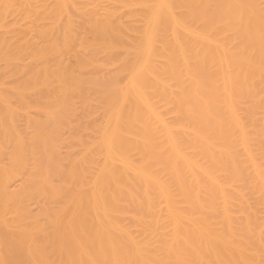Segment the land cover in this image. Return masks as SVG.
<instances>
[{"label": "bare ground", "instance_id": "bare-ground-1", "mask_svg": "<svg viewBox=\"0 0 264 264\" xmlns=\"http://www.w3.org/2000/svg\"><path fill=\"white\" fill-rule=\"evenodd\" d=\"M0 264H264V0H0Z\"/></svg>", "mask_w": 264, "mask_h": 264}]
</instances>
